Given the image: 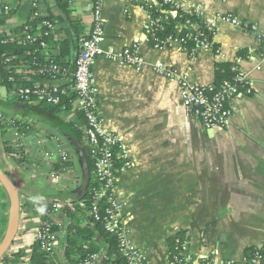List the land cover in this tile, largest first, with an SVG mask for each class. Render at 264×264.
<instances>
[{"label": "crops", "instance_id": "1", "mask_svg": "<svg viewBox=\"0 0 264 264\" xmlns=\"http://www.w3.org/2000/svg\"><path fill=\"white\" fill-rule=\"evenodd\" d=\"M172 1L184 8H200L203 21L231 13L239 24L219 23L213 39L219 53L213 47H200L190 56L177 40L167 39L161 46L149 42L145 31L149 8H158L160 0H102L104 49L121 55L135 44L143 57L139 66L105 55L93 64L103 126L118 134L133 159V166L120 174L116 185L122 217L146 264H171L168 238L180 232L188 237L186 256L192 261L206 255L218 264L241 261L247 251L264 243V56L259 53L264 0ZM11 2V13L0 18V35H14L33 19L29 0ZM67 2L68 15L55 0H40L42 13L54 23L50 50L56 56L61 53L64 73L58 80H47L31 72L29 77L37 84L61 85L72 78L78 42L89 30L91 0ZM159 61L201 84L214 82L216 62H236L247 71L251 91L239 97L227 127L207 129L185 110L177 79L156 72L154 64ZM14 95L0 87V116L21 117L10 101ZM77 105L75 99L72 109L61 116L81 131L83 117L75 111ZM33 123V130L23 137L31 161L24 166L4 151L0 131V167L17 186L21 199L18 231L6 255L22 254L11 256L7 264H25L34 243L32 228L45 216L44 206L31 210L28 205L36 199L70 200L80 182L75 157L61 181L49 179L50 166L35 140L40 133L59 131L38 115ZM9 138L16 140L13 135ZM8 211V195L0 183V241ZM57 231L53 257L62 259L67 234L76 233L65 227Z\"/></svg>", "mask_w": 264, "mask_h": 264}, {"label": "built area", "instance_id": "2", "mask_svg": "<svg viewBox=\"0 0 264 264\" xmlns=\"http://www.w3.org/2000/svg\"><path fill=\"white\" fill-rule=\"evenodd\" d=\"M29 1L31 19L40 16V0ZM162 3L169 4L170 8L162 9ZM101 5L102 0H91L89 30L87 35L78 42L73 75L67 81L66 87L62 88V92L69 89L76 94L77 108L83 113L82 141L88 147L90 156L94 158L92 176L98 185L91 190L92 204L87 212L92 214L96 220L103 221L106 230L116 235L120 250L126 257L128 264H146L143 252L130 240L129 229L121 213L123 203L116 189L120 174L133 166V159L129 150L122 144L118 134L115 131L105 129L103 126L102 118L98 112L97 89L93 74V64L99 56L105 55L112 60H123L136 66L142 64L143 57L139 54L135 44L131 48H126L121 55L113 49H104V20L101 14ZM13 8L14 5L11 0H0V18L10 14ZM158 9L168 16H179L183 20L176 23V31L173 36L170 35L156 41V46H161L167 39H174L179 41L183 50L187 51L190 56H193L200 47H213L215 53H219V47L214 46L213 42L219 23L239 24L231 13L216 14L209 20L203 21L200 8H184L176 5L172 0H160ZM171 10L175 11L174 15H170ZM188 14L198 19L193 20L189 16L187 17ZM158 19L157 17H150L145 29L147 35L153 34ZM201 24L205 29H202ZM41 28H43L42 35L47 36L53 31L54 23L51 19L43 18L38 23L37 30L33 31L25 25L20 32L14 35L8 34V36L18 43H30L41 36ZM189 40L195 41L196 46L189 48L187 44ZM0 41H4V38ZM259 43V53L264 56V37L259 39ZM39 44L43 52H48L46 41L41 40ZM49 64V71H52V73L60 72L58 64L55 62ZM154 69L164 77L177 79L185 110L197 117L202 126L207 129H224L227 127L237 111L239 97L244 92L251 91V82L247 71L236 62L232 63L233 74L231 78L224 79L218 84L214 82L201 84L193 81L189 79L187 74H178L177 71L160 61L154 64ZM22 70L21 68L19 71ZM42 85L44 87H35L32 90L35 95L34 98H30L29 88H20L18 93L21 98L32 104L59 103V85L54 83ZM12 135L16 139L15 146L23 147L26 150L23 141L25 133L15 131ZM35 144L40 149L45 163L50 166L49 179L53 182L61 181L65 177L64 173L69 170V165L66 163L73 160V153L69 144L57 132L40 133L35 140ZM55 163L59 165L56 169L53 167ZM99 202H104L103 215L99 212ZM65 205L63 201H56L53 204L51 213L55 220L57 217L54 216H57ZM37 208L39 207L34 209ZM44 212L46 213V211ZM32 237L34 242H39L43 249L53 253L58 245L59 233L53 228V223L49 219L42 217L32 228ZM188 247L189 241L186 238L180 243L178 251L171 258L169 257L170 263L218 264L212 259L211 255L200 257L197 261L190 260L186 256ZM94 261H96L95 255H91L90 259L84 264H94ZM23 262L25 264L29 263L28 257L24 258ZM224 263L264 264V243L250 249L241 261L227 260Z\"/></svg>", "mask_w": 264, "mask_h": 264}, {"label": "trees", "instance_id": "3", "mask_svg": "<svg viewBox=\"0 0 264 264\" xmlns=\"http://www.w3.org/2000/svg\"><path fill=\"white\" fill-rule=\"evenodd\" d=\"M57 4L68 15L69 8L67 0H55ZM162 9L170 8L167 3H162ZM150 14L152 18H159L157 24L154 27L153 34L149 36V42L154 44L156 41L175 34V25L177 22L183 20L179 16H168L161 12L156 7H150ZM41 10V9H40ZM41 12V15L33 18L27 22L26 26L31 30H37L38 23L41 19H51L50 16ZM193 20L198 18L190 14L187 17ZM1 21V20H0ZM202 29H205L201 24ZM23 29V27H22ZM20 29L19 32L22 30ZM43 28L40 29L41 36L30 43H18L9 38L8 35H0V40L4 38V41H0V87H4L7 91H13L14 97H11L10 101L12 105H15L17 111L21 114V117H8L0 116V131L3 138L4 151L11 157L12 160L20 165H27L31 163L29 161V154L23 147H16V140L9 138L15 131L21 133H27L34 128L33 117L38 115L48 125L54 126L59 133L63 134V130L70 129L75 133L79 139L83 150L86 155L90 170V180L85 195L78 201L60 200L66 205L63 207L55 220L51 213L54 200L44 201L40 199L34 200L28 205V209L33 210L36 207L44 206L46 213L45 218L49 219L53 223V228L58 230L65 227L67 231L76 233L75 236L67 234L65 239L64 248H62V259L54 258L53 253L45 250L41 247L40 243L35 241L31 247L28 264H84L90 259L91 255H95L96 261L94 264H128L126 257L121 252L118 245L116 235L112 234L104 227V223L101 220H96L95 217L88 213L87 210L92 204L91 190L97 186V181L92 176L93 161L94 158L90 156L89 149L84 145L82 141V133L79 129L72 128L71 123L65 121L61 114L67 113L72 109V103L76 98L74 91L65 89L62 92V88L66 87V84H61L58 87V93L60 96L59 103H39L32 104L27 100L21 98L18 93L20 88H29L30 98H34L35 95L32 90L35 87H44L42 84L37 85L30 79V73L33 72L36 76L51 80L60 79L63 77L64 68L62 62L59 61L58 53L56 56L50 50L51 35H42ZM185 33V32H182ZM86 36V35H85ZM84 37V36H83ZM44 40L48 44V52H43L39 42ZM64 42H62L63 44ZM61 44V45H62ZM189 48L196 46L195 41L189 40L187 42ZM55 62L60 67V72L52 73L49 71V63ZM232 62H216L215 64V79L214 83L218 84L224 79L231 78L233 71L231 69ZM23 71H19L20 69ZM41 69V71H40ZM18 93V94H17ZM9 100V99H8ZM79 117H83V113L80 110H75ZM73 157L77 156L73 151ZM72 160L66 164L71 165ZM81 176V175H80ZM104 202H99V212L104 213ZM60 219V221H59ZM188 238L183 232H180L176 237L168 238L169 256L176 253L180 247L182 240ZM248 252V251H247ZM22 252H17L12 255H5L0 261V264H7L11 256H19Z\"/></svg>", "mask_w": 264, "mask_h": 264}, {"label": "water", "instance_id": "4", "mask_svg": "<svg viewBox=\"0 0 264 264\" xmlns=\"http://www.w3.org/2000/svg\"><path fill=\"white\" fill-rule=\"evenodd\" d=\"M63 135L66 137L75 155L77 156V160L81 170L80 182L72 192L74 194V197L71 199V201H78L82 199L86 193L90 180V170L83 147L79 139L76 137L75 133H73V131L68 128L63 130ZM0 183L5 189L9 199L7 224L3 237L0 241V260H2L8 253L18 231L21 218V199L17 186L1 167Z\"/></svg>", "mask_w": 264, "mask_h": 264}, {"label": "rangeland", "instance_id": "5", "mask_svg": "<svg viewBox=\"0 0 264 264\" xmlns=\"http://www.w3.org/2000/svg\"><path fill=\"white\" fill-rule=\"evenodd\" d=\"M77 161V160H76Z\"/></svg>", "mask_w": 264, "mask_h": 264}]
</instances>
